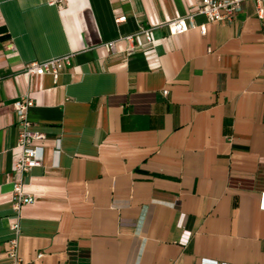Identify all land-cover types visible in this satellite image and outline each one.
Returning <instances> with one entry per match:
<instances>
[{
  "label": "crops",
  "instance_id": "0c3cea01",
  "mask_svg": "<svg viewBox=\"0 0 264 264\" xmlns=\"http://www.w3.org/2000/svg\"><path fill=\"white\" fill-rule=\"evenodd\" d=\"M199 1L0 0V264L21 95L45 135L23 180L24 264H264V18L245 0L230 23L171 34ZM65 53L57 81L24 76Z\"/></svg>",
  "mask_w": 264,
  "mask_h": 264
},
{
  "label": "built area",
  "instance_id": "2783aa9c",
  "mask_svg": "<svg viewBox=\"0 0 264 264\" xmlns=\"http://www.w3.org/2000/svg\"><path fill=\"white\" fill-rule=\"evenodd\" d=\"M245 0H200L195 9L189 13L169 19L165 25L168 26L170 33L173 35L185 32L192 28L199 29L200 33H205V23H197L195 17L204 15L209 22H219L226 20L232 22L234 14L240 9V4ZM255 4V12L259 18H264V0H253ZM125 16H120L117 21H122ZM138 33H130L125 35V39L133 44L135 36ZM139 34L144 35L148 41H152V28L143 29ZM107 49H114V41L105 43ZM73 54L65 53L60 56L51 57L44 60L28 61L24 65V76L28 79L30 75L50 74L54 81H57L59 73L62 69L69 66L72 61ZM163 94H167V89L162 90ZM34 105L33 99L28 95H21L13 103V109L17 115V139L16 145L19 154L14 162L12 169V210L14 219L10 224L15 235L7 241V255L9 261L3 264H24L18 251V234L20 228V210L23 205L30 204L34 200L31 193L23 189L24 176L34 167L42 165L43 147L36 141L44 138V133L32 128L29 118L30 108ZM55 153H58L59 143L56 145ZM43 253H38L37 257H41ZM202 264H226L217 261H204Z\"/></svg>",
  "mask_w": 264,
  "mask_h": 264
}]
</instances>
